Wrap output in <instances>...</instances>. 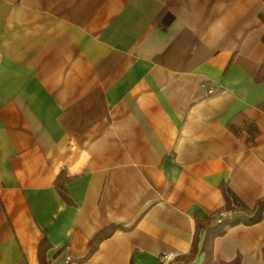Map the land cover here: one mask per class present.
Instances as JSON below:
<instances>
[{
  "label": "crops",
  "instance_id": "1",
  "mask_svg": "<svg viewBox=\"0 0 264 264\" xmlns=\"http://www.w3.org/2000/svg\"><path fill=\"white\" fill-rule=\"evenodd\" d=\"M262 0H0V264H200L220 184L264 197ZM257 73L260 81L254 80ZM242 113L257 125L226 127ZM63 170L66 203L55 179ZM120 224L83 260L102 228ZM215 223L210 222L209 226ZM262 220L214 262L264 264Z\"/></svg>",
  "mask_w": 264,
  "mask_h": 264
},
{
  "label": "trees",
  "instance_id": "2",
  "mask_svg": "<svg viewBox=\"0 0 264 264\" xmlns=\"http://www.w3.org/2000/svg\"><path fill=\"white\" fill-rule=\"evenodd\" d=\"M264 2V0H262ZM258 18L264 24V13H259ZM262 43H264V36L260 37ZM254 80L256 82L260 81V78L257 73H254L253 75ZM226 127L228 130L234 134L235 136H239L243 131L247 133V144L253 145L254 140L259 134V129L257 125L254 123V121H251L249 118H247L244 114L239 113L236 114L234 117H232L229 121H227ZM64 179H63V170L58 174V176L55 179V185L56 188L60 194V197L68 203L71 204L72 201L69 197H67L66 189L64 186ZM220 189L224 198V206H223V212H215L212 216L204 219V220H197L195 219V233L192 239V245L190 250V256H193L197 251V245L199 240V232L204 230L203 239L201 242V245L199 246V252L203 255L202 261L200 264H212L214 262L213 255H212V244L214 238L217 236H221L225 233L226 229L228 227L234 226L239 223H244L247 225L255 224L262 220L263 216V210H264V197L259 198L253 207L252 210V216L248 218L245 221H241L238 218L237 219H231L230 217L223 216L221 217L220 222H216V218L221 213H230L240 210H246V206L242 204V201L230 190V188L227 186L226 183L220 184ZM215 221V223L212 226H209L210 222L212 223ZM129 228H125L124 226L120 224L111 223L108 226L102 228L99 230L90 240L89 242V250L86 257L83 260L88 259L92 254L97 250L98 244L110 237L115 231L117 230H123L126 231ZM49 247V243L46 239H43L39 245L37 250V256L39 264H45L44 260V250ZM240 257H235L230 262H219L218 264H239L240 263ZM263 259H264V249H263ZM66 264V263H65Z\"/></svg>",
  "mask_w": 264,
  "mask_h": 264
},
{
  "label": "built area",
  "instance_id": "3",
  "mask_svg": "<svg viewBox=\"0 0 264 264\" xmlns=\"http://www.w3.org/2000/svg\"><path fill=\"white\" fill-rule=\"evenodd\" d=\"M228 213H221L217 216L216 222H220L221 217L227 215ZM176 259V255L170 251H164L159 255V261L160 264H174ZM64 262H68V257H65Z\"/></svg>",
  "mask_w": 264,
  "mask_h": 264
}]
</instances>
